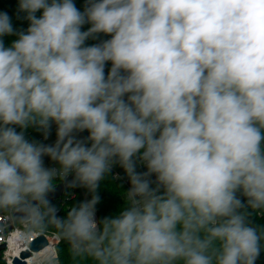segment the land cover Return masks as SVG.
Wrapping results in <instances>:
<instances>
[{
	"label": "clouds",
	"instance_id": "9594fccd",
	"mask_svg": "<svg viewBox=\"0 0 264 264\" xmlns=\"http://www.w3.org/2000/svg\"><path fill=\"white\" fill-rule=\"evenodd\" d=\"M15 19L0 11V212L94 264H257L264 0H17ZM115 166L130 187L98 219ZM58 180L91 198L60 216Z\"/></svg>",
	"mask_w": 264,
	"mask_h": 264
},
{
	"label": "built area",
	"instance_id": "2783aa9c",
	"mask_svg": "<svg viewBox=\"0 0 264 264\" xmlns=\"http://www.w3.org/2000/svg\"><path fill=\"white\" fill-rule=\"evenodd\" d=\"M112 173H114L113 175L116 177L115 179L124 185L126 190L130 187L127 177L124 175L121 168L115 166ZM60 183L61 182L59 181L58 184ZM77 190H80L84 200L91 198V195L83 188L70 189L65 190L60 197L61 202L58 204L62 206L67 201H70V199L77 195ZM54 202L58 201H53V203ZM59 209V215L61 216V208ZM97 217L99 219L98 213ZM57 233L58 231L55 229L41 231L39 229L30 228L29 225H25L15 219L9 212H0V245H5V249L1 251V257L6 264H13L14 258L19 257L22 252V250L19 252L20 249H28L29 244L33 242L36 237L40 234H44L49 244L40 251L41 254L38 252L40 255L37 257L42 258L41 264H49L53 259L58 257V245L62 238ZM15 251H18V256H15ZM28 259L25 260L27 261V264H36V258L31 262H28Z\"/></svg>",
	"mask_w": 264,
	"mask_h": 264
},
{
	"label": "trees",
	"instance_id": "16d2710c",
	"mask_svg": "<svg viewBox=\"0 0 264 264\" xmlns=\"http://www.w3.org/2000/svg\"><path fill=\"white\" fill-rule=\"evenodd\" d=\"M77 5L82 6V0H77ZM16 7H17V0H0V11H7L10 15L13 16V23L19 24V22L15 19ZM10 39L12 38H6V42ZM30 135H37V134L34 132H30ZM37 138L40 137L37 136ZM113 174L114 173L108 175L105 178V180L101 181L100 184L99 195L101 197V201L97 205V213L99 218H102L106 215L118 214L123 204V200H124L123 193L126 191V188L120 181L117 182L113 179ZM58 183L59 180L57 181L56 186ZM82 200H84L83 195L80 192V190H77V195L74 198L70 199V201H67L66 203H64V205L61 206V216H66L67 211L70 210L74 204ZM253 223H255L259 227H264V215H261L259 213H254ZM30 228L32 227L30 226ZM46 228H48V230L55 229L56 231H58L52 225H48ZM262 244H264V241H262ZM58 252L60 259L58 260L57 264H94V261L86 255H81V256L74 255L69 243L64 239H61V242L58 245ZM0 264H6V262L2 259L1 256H0ZM257 264H264V253H262V256L260 260L257 262Z\"/></svg>",
	"mask_w": 264,
	"mask_h": 264
},
{
	"label": "water",
	"instance_id": "95a60500",
	"mask_svg": "<svg viewBox=\"0 0 264 264\" xmlns=\"http://www.w3.org/2000/svg\"><path fill=\"white\" fill-rule=\"evenodd\" d=\"M65 187L63 183H60L56 186L55 191L51 194V200L61 202L60 197L65 192ZM18 220V219H17ZM20 221V220H18ZM21 222V221H20ZM49 243L47 242V238L44 234H40L38 237L35 238L33 242L29 244L28 249L22 251L19 257H15L13 260V264H27L26 259L33 256L34 253H40ZM5 249V245H0V256L1 251Z\"/></svg>",
	"mask_w": 264,
	"mask_h": 264
},
{
	"label": "rangeland",
	"instance_id": "374dc122",
	"mask_svg": "<svg viewBox=\"0 0 264 264\" xmlns=\"http://www.w3.org/2000/svg\"><path fill=\"white\" fill-rule=\"evenodd\" d=\"M54 140H55V133L53 132V136L51 137V140L48 141V142H52V141H54ZM48 163H51V162L49 161ZM113 179H114L115 181L119 182L118 180H116V179L114 178V175H113ZM54 203H55V205H57L58 208H61V206L58 204V202H54ZM44 230H48V228H45ZM57 251H58V250H57ZM59 259H60V258H59V252H58V257L55 258V259H53V261H52L51 263H49V264H57V262H58Z\"/></svg>",
	"mask_w": 264,
	"mask_h": 264
},
{
	"label": "bare ground",
	"instance_id": "6f19581e",
	"mask_svg": "<svg viewBox=\"0 0 264 264\" xmlns=\"http://www.w3.org/2000/svg\"><path fill=\"white\" fill-rule=\"evenodd\" d=\"M21 250L23 251L24 249H20L19 252H20ZM14 254H15V256H18L19 253H18V251H15ZM40 254H41V253H40ZM40 254H39V253H34L33 256L30 257V258L28 259V262L34 261V259L37 258V256L40 255Z\"/></svg>",
	"mask_w": 264,
	"mask_h": 264
}]
</instances>
